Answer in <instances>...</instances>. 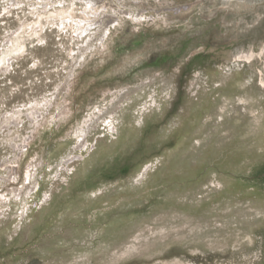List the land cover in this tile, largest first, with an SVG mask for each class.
I'll return each mask as SVG.
<instances>
[{"label": "rangeland", "instance_id": "374dc122", "mask_svg": "<svg viewBox=\"0 0 264 264\" xmlns=\"http://www.w3.org/2000/svg\"><path fill=\"white\" fill-rule=\"evenodd\" d=\"M0 264H264V0H0Z\"/></svg>", "mask_w": 264, "mask_h": 264}]
</instances>
